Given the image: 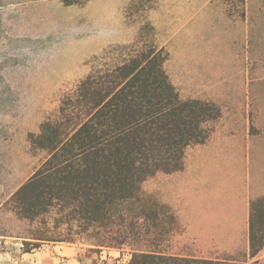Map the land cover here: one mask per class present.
Returning a JSON list of instances; mask_svg holds the SVG:
<instances>
[{"label":"rangeland","instance_id":"1","mask_svg":"<svg viewBox=\"0 0 264 264\" xmlns=\"http://www.w3.org/2000/svg\"><path fill=\"white\" fill-rule=\"evenodd\" d=\"M129 4L0 0V264H95L120 257L114 249L92 253L86 242L24 245L36 224L17 218L10 196L48 155L30 147L29 135L55 118L61 97L88 73L93 56L130 43L147 22L169 53L164 68L180 98L220 108L216 132L259 134L264 127V0H157L146 15ZM142 191L177 219L162 243L167 252L244 264L247 224L234 246L227 237L197 236L168 175L148 179ZM259 257L264 261V248Z\"/></svg>","mask_w":264,"mask_h":264},{"label":"trees","instance_id":"2","mask_svg":"<svg viewBox=\"0 0 264 264\" xmlns=\"http://www.w3.org/2000/svg\"><path fill=\"white\" fill-rule=\"evenodd\" d=\"M156 2L130 0L128 8L146 15ZM154 31L147 22L130 43L93 56L88 73L61 97L55 118L29 135L30 147L48 155L10 196L17 218L36 224L24 245L86 242L99 256L120 253L95 264H236L162 248L177 219L169 206L146 197L142 185L158 173L183 171L187 149L211 138L221 110L180 98L164 68L169 53ZM247 239L242 262L264 264V196L249 203Z\"/></svg>","mask_w":264,"mask_h":264},{"label":"crops","instance_id":"3","mask_svg":"<svg viewBox=\"0 0 264 264\" xmlns=\"http://www.w3.org/2000/svg\"><path fill=\"white\" fill-rule=\"evenodd\" d=\"M168 177L193 233L227 237L234 246L248 227L250 201L264 196V127L259 134L214 131L187 149L184 170Z\"/></svg>","mask_w":264,"mask_h":264}]
</instances>
